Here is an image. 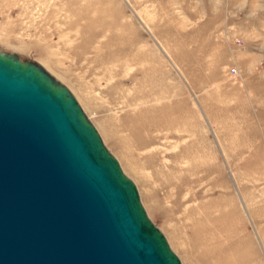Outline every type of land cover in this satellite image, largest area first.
Returning a JSON list of instances; mask_svg holds the SVG:
<instances>
[{"label": "rangeland", "instance_id": "374dc122", "mask_svg": "<svg viewBox=\"0 0 264 264\" xmlns=\"http://www.w3.org/2000/svg\"><path fill=\"white\" fill-rule=\"evenodd\" d=\"M0 50L71 91L182 264H264V0H0Z\"/></svg>", "mask_w": 264, "mask_h": 264}, {"label": "water", "instance_id": "95a60500", "mask_svg": "<svg viewBox=\"0 0 264 264\" xmlns=\"http://www.w3.org/2000/svg\"><path fill=\"white\" fill-rule=\"evenodd\" d=\"M0 264H182L71 91L2 50Z\"/></svg>", "mask_w": 264, "mask_h": 264}, {"label": "crops", "instance_id": "0c3cea01", "mask_svg": "<svg viewBox=\"0 0 264 264\" xmlns=\"http://www.w3.org/2000/svg\"><path fill=\"white\" fill-rule=\"evenodd\" d=\"M251 104L255 106V114L252 116L253 119L257 120L258 126L264 127V98L256 97L251 101Z\"/></svg>", "mask_w": 264, "mask_h": 264}, {"label": "bare ground", "instance_id": "6f19581e", "mask_svg": "<svg viewBox=\"0 0 264 264\" xmlns=\"http://www.w3.org/2000/svg\"><path fill=\"white\" fill-rule=\"evenodd\" d=\"M132 145H133L134 149L136 150L135 152L145 151L146 149H148V147H150L148 143H143V142H133ZM152 161L153 160H151V159H149L147 161L148 166H150V164L152 163ZM162 187L167 188L169 186H168L167 183L164 182L162 184Z\"/></svg>", "mask_w": 264, "mask_h": 264}, {"label": "built area", "instance_id": "2783aa9c", "mask_svg": "<svg viewBox=\"0 0 264 264\" xmlns=\"http://www.w3.org/2000/svg\"><path fill=\"white\" fill-rule=\"evenodd\" d=\"M232 72H233V74H234L235 76H238V70H237V69H234Z\"/></svg>", "mask_w": 264, "mask_h": 264}]
</instances>
